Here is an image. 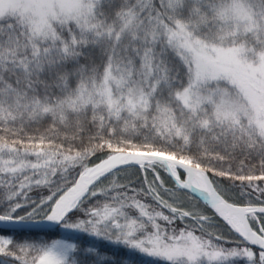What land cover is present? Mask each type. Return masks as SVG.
Wrapping results in <instances>:
<instances>
[{"label":"snow or ice","instance_id":"snow-or-ice-1","mask_svg":"<svg viewBox=\"0 0 264 264\" xmlns=\"http://www.w3.org/2000/svg\"><path fill=\"white\" fill-rule=\"evenodd\" d=\"M0 264H264V0H0Z\"/></svg>","mask_w":264,"mask_h":264}]
</instances>
